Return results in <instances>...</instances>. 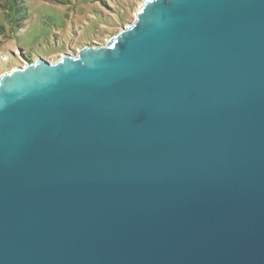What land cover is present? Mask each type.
<instances>
[{
  "label": "water",
  "instance_id": "obj_1",
  "mask_svg": "<svg viewBox=\"0 0 264 264\" xmlns=\"http://www.w3.org/2000/svg\"><path fill=\"white\" fill-rule=\"evenodd\" d=\"M135 16L0 75V264H264V0Z\"/></svg>",
  "mask_w": 264,
  "mask_h": 264
},
{
  "label": "rangeland",
  "instance_id": "obj_2",
  "mask_svg": "<svg viewBox=\"0 0 264 264\" xmlns=\"http://www.w3.org/2000/svg\"><path fill=\"white\" fill-rule=\"evenodd\" d=\"M143 0H0V75L36 59L49 63L84 46H105Z\"/></svg>",
  "mask_w": 264,
  "mask_h": 264
}]
</instances>
